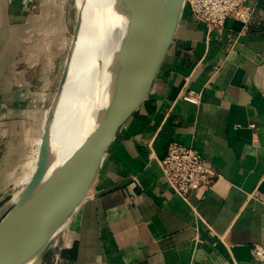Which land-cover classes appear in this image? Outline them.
<instances>
[{
  "label": "crops",
  "instance_id": "0c3cea01",
  "mask_svg": "<svg viewBox=\"0 0 264 264\" xmlns=\"http://www.w3.org/2000/svg\"><path fill=\"white\" fill-rule=\"evenodd\" d=\"M18 1L0 0L3 49ZM246 5L248 21L211 32L183 11L146 100L44 264L58 252L60 264H264L253 254L264 249V204L251 197L264 194V0ZM171 141L200 153L216 182L175 193L159 166Z\"/></svg>",
  "mask_w": 264,
  "mask_h": 264
},
{
  "label": "water",
  "instance_id": "95a60500",
  "mask_svg": "<svg viewBox=\"0 0 264 264\" xmlns=\"http://www.w3.org/2000/svg\"><path fill=\"white\" fill-rule=\"evenodd\" d=\"M184 4L185 0L131 1L120 45L98 70L94 92L77 122L80 146L57 167V176L51 179L49 171L56 150L52 129L82 28L80 8L43 131L38 169L0 221V264H11V254L18 252L34 254L28 264L43 263L87 197L118 129L146 100L175 39Z\"/></svg>",
  "mask_w": 264,
  "mask_h": 264
},
{
  "label": "rangeland",
  "instance_id": "374dc122",
  "mask_svg": "<svg viewBox=\"0 0 264 264\" xmlns=\"http://www.w3.org/2000/svg\"><path fill=\"white\" fill-rule=\"evenodd\" d=\"M12 6L19 15L12 19L10 50L1 46L5 29H0V221L38 169L43 131L80 8L82 28L52 129L55 153L76 109L91 42V0H20Z\"/></svg>",
  "mask_w": 264,
  "mask_h": 264
},
{
  "label": "built area",
  "instance_id": "2783aa9c",
  "mask_svg": "<svg viewBox=\"0 0 264 264\" xmlns=\"http://www.w3.org/2000/svg\"><path fill=\"white\" fill-rule=\"evenodd\" d=\"M246 2L247 0H185L184 10H189L196 19L205 23L211 32L221 27L228 18L248 21L251 13ZM198 98L199 96H185V99L195 103ZM159 166L173 191L183 197H188L204 185H213L217 180V174L200 153L177 141L168 144L167 154L159 160ZM251 197L264 204V194L255 192ZM53 246L59 247L58 240ZM253 254L264 260L262 247L256 246ZM61 261L62 253L58 252L54 264H60Z\"/></svg>",
  "mask_w": 264,
  "mask_h": 264
},
{
  "label": "bare ground",
  "instance_id": "6f19581e",
  "mask_svg": "<svg viewBox=\"0 0 264 264\" xmlns=\"http://www.w3.org/2000/svg\"><path fill=\"white\" fill-rule=\"evenodd\" d=\"M131 1L91 0L92 22L88 66L75 112L66 122L63 137L52 158L49 171L51 179L57 176V167L67 160L80 146V128L77 122L81 117L87 100L90 99L94 92L98 70L120 45L127 25L125 13ZM33 256L34 254L27 255L26 252H18L12 253L9 260L11 264H28Z\"/></svg>",
  "mask_w": 264,
  "mask_h": 264
}]
</instances>
